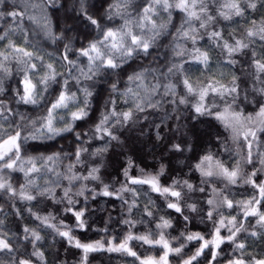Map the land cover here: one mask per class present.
I'll return each mask as SVG.
<instances>
[{
  "label": "snow or ice",
  "instance_id": "1",
  "mask_svg": "<svg viewBox=\"0 0 264 264\" xmlns=\"http://www.w3.org/2000/svg\"><path fill=\"white\" fill-rule=\"evenodd\" d=\"M0 5V226L12 212L23 218L25 210L38 221L23 228L32 245L29 256L17 255L11 237L0 230V264H93L96 253L132 258L124 264H264V248L250 251L256 240L264 244V179H259L264 175V0L141 5L113 0L106 8L96 0H11V7L0 0ZM61 11L63 26L57 23L54 30L52 17ZM174 11L183 14L178 27ZM250 12L259 21L246 15ZM25 18L58 45L54 53L29 44ZM80 28L95 30L87 45L75 44ZM205 37L219 49L218 58L212 47L199 43ZM192 64L198 67H186ZM13 74L22 78L14 98L4 86ZM133 134L144 147L151 144L152 152L163 146L183 167L175 172L163 162L141 167L129 149ZM63 140L71 142L49 152ZM209 145L223 148L226 156L211 150L197 154L198 147ZM183 168L199 173V182L184 179ZM14 173H22L23 182ZM240 188L245 191H234ZM100 198L113 209L112 202L119 201V212L109 211ZM39 205L44 207L34 212ZM5 207L11 211L5 213ZM97 213H106L107 220L94 228L102 219H93ZM197 220L203 229L190 227ZM88 232L104 235H80ZM49 236L54 253L43 250ZM137 243L159 251L145 255Z\"/></svg>",
  "mask_w": 264,
  "mask_h": 264
},
{
  "label": "trees",
  "instance_id": "2",
  "mask_svg": "<svg viewBox=\"0 0 264 264\" xmlns=\"http://www.w3.org/2000/svg\"><path fill=\"white\" fill-rule=\"evenodd\" d=\"M9 2V7H11V0H8ZM20 0H17V3H19ZM113 0H96V3L99 4H104L105 8L107 7V5L109 3H112ZM134 5H141L145 3V0H133ZM3 5H0V8H2ZM49 15L51 16V10H49ZM64 12L61 11L60 13H58L57 17H52V21H53V26H54V30L56 27V24L59 23L61 26H63L64 20ZM164 16H166L167 14H163ZM182 13L178 12V11H174L173 12V22L176 24V26L178 27L180 22H181V17H182ZM246 15H250V16H254L257 21H259L260 16L257 13L254 12H250V13H246ZM101 16L103 17V10H101ZM3 21H0V24H3ZM104 23L107 24L109 23V21L105 18L104 19ZM115 23L119 24V23H123V21L117 19L115 21ZM222 23H226V22H222ZM250 24V21H249ZM24 25L26 30L29 31V44H35L38 48H40L42 50L43 53H54L55 49L58 47V45L53 44L50 40H48L43 32L40 31V29L36 26V25H32L29 23V21L25 18L24 20ZM236 26L234 25L232 28H227L225 29L226 33H230L233 31V28H235ZM240 28L244 27V23L243 20L241 19V24L239 26ZM34 30V31H33ZM172 31H175V29H170ZM81 35L75 40V44L78 46L80 43H84L85 45H87L88 41L90 39H92V37H94L96 35L95 30L93 29L90 33H85L83 28L79 29ZM74 35L73 33H69V36ZM17 37H19V33H17ZM15 38V37H14ZM167 40L170 41L171 37H167ZM20 43H23V40H20ZM62 43L61 42L59 44V48L60 51H63L62 48ZM201 45H205V46H209L213 48V54H214V59L218 58L219 56V49H216L214 47V45L211 44V42H209L207 40V37H205L203 40H201L199 42ZM31 50V49H30ZM165 51L164 48H161L159 50V54H163ZM186 67H190L192 70H195L198 65L192 64V65H186ZM213 71L217 72V74H219L220 69L215 67L213 68ZM226 71V69H225ZM195 76H199L200 73L199 72H194ZM230 78V76L228 77ZM21 76L17 75V74H13L11 77L5 78L4 80V86L7 91H11L13 94V98H14V94H15V90L17 89V87L19 86L21 88L22 91V84L20 83L21 81ZM10 107L12 108H16V105H10ZM25 110V106L21 105L19 107V111L24 112ZM26 115H32L33 113H25ZM18 119V118H17ZM169 123H171L173 125V128H175V123L174 121H169ZM213 124H215L216 122L213 121ZM200 129H203L205 127V125H200L199 126ZM218 127V125H217ZM164 133L165 135L168 134V129L164 128ZM127 135V134H126ZM155 133H153V137H154ZM137 134H133L130 138V143H129V149L133 150L136 152L137 154V164L140 165L141 167L144 165H153L155 167H159V165L163 162L164 164H170L171 165V169L172 171H176L178 168H182L183 166L177 161V159L175 158V156H171L169 155V153L167 151H164L163 146H160L158 148H156L155 152H152V147L151 144L148 145V147H144V144L140 143L137 141L136 139ZM177 141L180 139V136L177 135L176 137ZM140 140H143L144 143H147V139L146 137H140ZM70 140H63L60 141L59 143H55V147L54 148H50L49 152L51 151H55L56 149L60 148L62 145L66 146L70 143ZM204 143H207V141L205 140ZM207 150H211L213 152H220L221 157L226 156V153L223 151V148H212L210 145L208 146V148L205 149H201V148H197V154L199 155L200 153H202V151H207ZM30 154H35V153H30ZM162 154V155H161ZM185 155H191V153H185ZM155 157V158H153ZM120 162H123L125 160V157H120ZM190 163L194 164L195 161H190ZM117 167V165L114 163L113 168H109L108 171L112 172L114 170V168ZM137 171H139V169H137ZM148 171H152V168H148ZM183 178L184 179H190L191 182L193 183H198L199 182V173L195 172V170L193 169L192 172H189L188 168H183ZM14 176H18L20 178V182H23V174L22 173H14ZM177 175H179V173H177ZM114 177H113V181H114ZM259 179H264V175H261L259 177ZM12 183L14 184V186L19 187V183H17L16 180H12ZM234 191H239V192H244L245 189L244 188H240L238 190H234ZM247 191L251 192L252 189H247ZM197 196L201 195L200 193H196ZM153 196L159 200L161 203H163L162 198L160 197H156L155 194H153ZM240 197L238 196L237 199H239ZM101 200L104 201L105 205H107L109 207V211H115L116 213L119 212V207H120V202L119 201H114L112 203H115V209H113L111 207V204L109 203V201L106 198H100ZM142 201L144 199V197H141ZM50 204V202H48ZM143 205L141 204V207ZM23 207V206H21ZM44 207V205H39L37 208H34L33 211H40V209H42ZM53 207H49L47 210L48 211H52ZM11 211V209L9 207H5L4 208V212L5 213H9ZM167 211H171V210H167ZM41 214H43L41 212ZM173 216H177L176 213H172ZM61 216H63V213H61ZM98 217H102V219H98V222L96 224L93 225L94 228H99V227H103L104 225V221L107 220V214L106 213H97V217H93V219H97ZM2 218V217H0ZM118 215H114V219H118ZM137 219H139V217H137ZM36 224H38V221H35L34 218H30L28 212L25 210L24 212V217L23 218H17L15 213L12 212L11 215L7 216V219H5L4 225L0 226V230H6V234L8 236L11 237L13 243L16 245V247L19 249V252L17 253V255H20L21 253L24 254L25 256H29L31 255L32 252V245L29 243H26L23 236V228L25 226L28 227H34ZM184 225V221L183 218H180L179 221V226L182 229ZM112 227H115V225H110V229ZM120 227H126L124 225H121ZM140 225H137V228H140ZM190 227L194 230H201L204 228V225L200 224L199 221L197 220L194 224L190 225ZM210 227V226H209ZM123 232H121V236H123ZM179 233L177 232V235ZM80 235H84L87 237H90L92 239H98L99 236H103L104 233H99V235L96 232H88V233H80ZM109 235H115L114 232H109ZM57 241H59V237L56 238ZM253 241L252 239H249L247 241L248 244H251ZM53 244V240L51 238V236L47 237V245H45L44 247V251L46 253H54L56 251V248H51L49 247L50 245ZM255 247L250 249L251 252H259L261 250V248H264V244H262L259 240L255 241ZM59 245L57 244V247ZM147 249V246H139V244L137 243V251L140 253H143L145 255L147 254H152L155 255L159 249H148L147 251H145ZM74 251V250H73ZM95 255V260L93 261V264H124L125 261H131L132 258L131 257H126V256H121L119 254L116 253H112V254H108V253H96ZM62 257H63V252H62ZM34 259V258H33ZM49 261H51L52 257L51 255H49L48 257ZM69 264H73L72 261H69Z\"/></svg>",
  "mask_w": 264,
  "mask_h": 264
}]
</instances>
